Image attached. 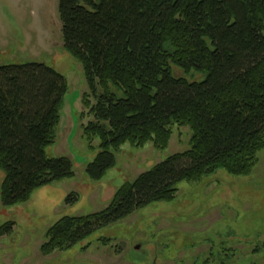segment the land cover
<instances>
[{
    "label": "trees",
    "instance_id": "obj_1",
    "mask_svg": "<svg viewBox=\"0 0 264 264\" xmlns=\"http://www.w3.org/2000/svg\"><path fill=\"white\" fill-rule=\"evenodd\" d=\"M59 16L64 47L82 64L95 99L84 103L92 115L84 134L101 140V151L86 166L91 181L115 167L113 149L131 138L161 134L167 141L168 128L183 120L195 137L191 150L120 189L104 211L58 221L47 232L43 255L69 250L170 200L181 182H198L219 170L250 174L264 149V0H60ZM172 64L205 77H177ZM68 91L67 79L44 64L0 66L4 208L75 176L70 159L47 155ZM77 199L71 194L68 203ZM14 225H2L0 237Z\"/></svg>",
    "mask_w": 264,
    "mask_h": 264
},
{
    "label": "rangeland",
    "instance_id": "obj_2",
    "mask_svg": "<svg viewBox=\"0 0 264 264\" xmlns=\"http://www.w3.org/2000/svg\"><path fill=\"white\" fill-rule=\"evenodd\" d=\"M60 0H0V66L41 63L68 82L57 140L51 158L66 157L75 176L37 190L21 205L4 208L0 227L14 229L0 238V264H264V149L247 176L225 170L198 182H181L173 198L157 201L130 217L103 228L73 248L43 255L48 230L65 217L104 211L118 191L167 158L191 150L195 131L183 120L167 133L131 138L113 149L116 165L97 182L86 166L101 151V140H89L84 127L92 115L84 68L64 47ZM177 77L201 81L205 74L171 65ZM4 173L0 169V185ZM1 189V187H0ZM71 194L77 201L68 203ZM108 240L105 244L102 240Z\"/></svg>",
    "mask_w": 264,
    "mask_h": 264
},
{
    "label": "flooded vegetation",
    "instance_id": "obj_3",
    "mask_svg": "<svg viewBox=\"0 0 264 264\" xmlns=\"http://www.w3.org/2000/svg\"><path fill=\"white\" fill-rule=\"evenodd\" d=\"M214 262H215L216 264H218V263H217V259H214ZM219 264H220V263H219ZM221 264H222V262H221Z\"/></svg>",
    "mask_w": 264,
    "mask_h": 264
},
{
    "label": "crops",
    "instance_id": "obj_4",
    "mask_svg": "<svg viewBox=\"0 0 264 264\" xmlns=\"http://www.w3.org/2000/svg\"><path fill=\"white\" fill-rule=\"evenodd\" d=\"M2 185V184H1ZM1 185H0V187H1ZM1 201V200H0ZM4 236H2V237H0V238H3Z\"/></svg>",
    "mask_w": 264,
    "mask_h": 264
}]
</instances>
